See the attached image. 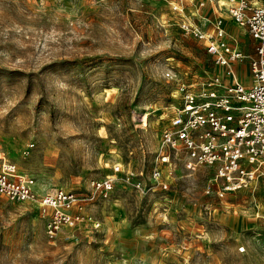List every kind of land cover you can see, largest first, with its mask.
<instances>
[{"label": "rangeland", "instance_id": "374dc122", "mask_svg": "<svg viewBox=\"0 0 264 264\" xmlns=\"http://www.w3.org/2000/svg\"><path fill=\"white\" fill-rule=\"evenodd\" d=\"M199 1L0 0L5 157L40 193L89 195L113 178L83 205L90 220L53 238L36 204L0 196V264H264V182L219 196L212 166L180 160L162 165L166 188L150 176L176 103L165 70L184 82L222 71L179 24L211 4L226 17L228 0ZM240 75L248 85L246 65Z\"/></svg>", "mask_w": 264, "mask_h": 264}, {"label": "built area", "instance_id": "2783aa9c", "mask_svg": "<svg viewBox=\"0 0 264 264\" xmlns=\"http://www.w3.org/2000/svg\"><path fill=\"white\" fill-rule=\"evenodd\" d=\"M206 1L212 2L200 0L198 6ZM172 7L176 9L177 5ZM225 9L253 39V50L242 51L238 38L224 27L221 16L209 19L199 15L203 19L196 22L181 20L182 32L202 40L214 65L222 71L193 82L181 81L171 65L164 72L165 78L176 82L172 94L176 103L161 130L150 170L151 179L164 188L166 182L160 180L162 165L171 170L175 160L189 170L212 166V180L220 185L216 190L219 196L264 182V0H228ZM235 65H246L248 85L241 81V71ZM112 180L111 176L91 180L89 195L61 188L40 193L35 179L21 172L0 148V196L36 204L40 215L46 217L45 233L50 238L63 226L90 220L82 212L83 205L95 192L105 197ZM135 185L143 187L140 181ZM205 191L212 192L213 184L208 183Z\"/></svg>", "mask_w": 264, "mask_h": 264}, {"label": "crops", "instance_id": "0c3cea01", "mask_svg": "<svg viewBox=\"0 0 264 264\" xmlns=\"http://www.w3.org/2000/svg\"><path fill=\"white\" fill-rule=\"evenodd\" d=\"M211 9L213 11H215L213 9V6L211 4ZM211 10V11H212ZM211 12V15L208 16V15H201L202 16H206L208 17L209 19H213L217 16H221L223 18V25L224 27L229 31L231 32L235 37L238 38V41H239V46L240 48L242 49L243 52H251L253 50V46H254V42H253V39L250 37V35L247 33L246 29L242 26H239L238 24H236L233 20L230 19L229 15L226 13V17L225 15H215L214 12ZM228 15V16H227ZM199 17L197 20H200V19H203ZM239 31V32H238ZM248 44H250V49H248ZM235 67L237 68V70L241 71L243 69V65H235ZM240 78L242 79L241 75H240Z\"/></svg>", "mask_w": 264, "mask_h": 264}, {"label": "bare ground", "instance_id": "6f19581e", "mask_svg": "<svg viewBox=\"0 0 264 264\" xmlns=\"http://www.w3.org/2000/svg\"><path fill=\"white\" fill-rule=\"evenodd\" d=\"M222 1V0H221ZM226 3H227V1H226Z\"/></svg>", "mask_w": 264, "mask_h": 264}]
</instances>
